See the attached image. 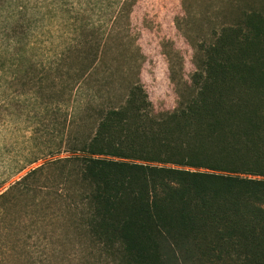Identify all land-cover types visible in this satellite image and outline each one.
Segmentation results:
<instances>
[{
  "label": "trees",
  "instance_id": "trees-1",
  "mask_svg": "<svg viewBox=\"0 0 264 264\" xmlns=\"http://www.w3.org/2000/svg\"><path fill=\"white\" fill-rule=\"evenodd\" d=\"M251 2L204 48L173 111L150 116L131 86L117 107L94 109L85 135L72 120L59 146L69 156L28 170L0 207L57 168L39 188L50 200L34 205L63 210L70 238L105 264H264V0ZM63 43L42 65L58 75V108L84 96L90 69L71 71Z\"/></svg>",
  "mask_w": 264,
  "mask_h": 264
},
{
  "label": "rangeland",
  "instance_id": "rangeland-1",
  "mask_svg": "<svg viewBox=\"0 0 264 264\" xmlns=\"http://www.w3.org/2000/svg\"><path fill=\"white\" fill-rule=\"evenodd\" d=\"M247 3L253 4L251 0H0V194L28 170L68 157L59 148L64 128L73 120L70 133L85 135L95 126L94 109L117 107L131 86L139 88L150 116L173 111L187 93L204 48ZM63 41L71 43L65 65H71L74 73L90 69L84 96L77 92L67 107L58 108L53 98H59V91L52 84L59 81L58 75L42 65L64 46ZM66 84L65 80L62 86ZM84 100L92 110H85V104L80 108ZM21 165L23 170L13 175ZM42 176L48 177L36 184L38 188L0 207V264H105L93 246L70 238L63 210L61 216L52 212L54 205L45 211L34 205L43 198L50 200L39 188L53 184L59 170L50 169Z\"/></svg>",
  "mask_w": 264,
  "mask_h": 264
}]
</instances>
